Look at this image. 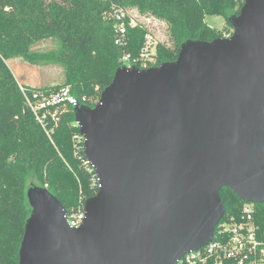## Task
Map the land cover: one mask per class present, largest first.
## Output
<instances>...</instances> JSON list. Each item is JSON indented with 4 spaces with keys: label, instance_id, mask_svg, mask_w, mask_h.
Segmentation results:
<instances>
[{
    "label": "water",
    "instance_id": "obj_1",
    "mask_svg": "<svg viewBox=\"0 0 264 264\" xmlns=\"http://www.w3.org/2000/svg\"><path fill=\"white\" fill-rule=\"evenodd\" d=\"M229 21L230 38L120 67L95 107L75 109L101 187L77 229L31 187L19 264H177L212 240L223 189L264 204V0Z\"/></svg>",
    "mask_w": 264,
    "mask_h": 264
},
{
    "label": "trees",
    "instance_id": "obj_2",
    "mask_svg": "<svg viewBox=\"0 0 264 264\" xmlns=\"http://www.w3.org/2000/svg\"><path fill=\"white\" fill-rule=\"evenodd\" d=\"M245 0H0V264H19V253L32 208L28 191L47 187L65 211L78 208L80 198L98 193L91 175L82 167L84 152L76 155L73 138L79 133L75 109L58 106L57 123L45 130L28 107L23 88L32 92H58L69 87L71 95L95 107L111 85L125 54L137 58L149 32L146 24L127 27L126 43L117 45L113 8L139 13L167 25L169 38L159 42L155 63L173 62L190 40L213 41L227 32L211 28L207 16L225 19L238 15ZM57 48L37 52L43 42ZM171 42V45H169ZM20 59L31 66L57 65L64 72L59 86L32 87L17 81L8 66ZM140 67V66H138ZM137 67V68H138ZM140 69V68H139ZM148 69V68H147ZM55 108L52 109L54 111ZM225 220L238 215L244 201L229 188L221 191ZM264 225V204L258 206Z\"/></svg>",
    "mask_w": 264,
    "mask_h": 264
},
{
    "label": "built area",
    "instance_id": "obj_3",
    "mask_svg": "<svg viewBox=\"0 0 264 264\" xmlns=\"http://www.w3.org/2000/svg\"><path fill=\"white\" fill-rule=\"evenodd\" d=\"M130 12L132 11L114 7L113 13H106L105 18L115 20L113 30L117 45L126 43V20L129 19V26H137L139 23L146 24L149 32L145 35V45L140 56L132 58L130 54H125L120 63L121 67L140 66L138 68L147 69L155 63L156 48L159 43L148 23L159 21L142 18L139 15L134 16ZM232 35L227 32L225 38H230ZM21 89L28 107L45 130H47L49 120L57 123L58 106L71 105L73 108L86 106L87 100L84 98L80 101L71 95L69 87L58 92H32L30 95L23 88ZM53 108H55L54 111H52ZM76 126H78L77 123ZM73 141L76 155H80L81 151L84 152L83 157L80 156L82 167L91 175L93 188L99 191L100 180L94 166L86 158L85 138L81 135L80 128ZM85 203L86 200L80 198L78 208L66 211L65 218L70 228L77 229L83 225L86 218ZM259 205L261 204L245 201L238 215H230L220 221L209 243L187 252L177 261V264H264V225L260 220Z\"/></svg>",
    "mask_w": 264,
    "mask_h": 264
},
{
    "label": "rangeland",
    "instance_id": "obj_4",
    "mask_svg": "<svg viewBox=\"0 0 264 264\" xmlns=\"http://www.w3.org/2000/svg\"><path fill=\"white\" fill-rule=\"evenodd\" d=\"M130 13H133L134 16L139 15V13L134 10ZM137 18H139L137 16ZM206 23L211 28L217 29L222 32H228L230 30L226 21L222 17L217 16H207ZM149 26L153 31V35L156 40L159 42H166L169 38V33L167 30V25L164 22L156 21L149 22ZM167 43V42H166ZM171 45V42L170 44ZM57 48L55 41H46L41 44H38L34 50L37 52H46ZM8 66L12 70L17 81L21 84H28L32 87H51L59 86L64 82V72L62 68L57 65H40V66H31L24 63L22 60L17 59L8 62Z\"/></svg>",
    "mask_w": 264,
    "mask_h": 264
}]
</instances>
